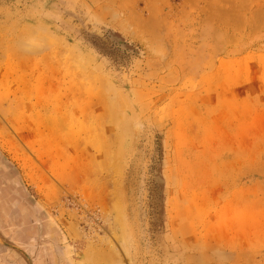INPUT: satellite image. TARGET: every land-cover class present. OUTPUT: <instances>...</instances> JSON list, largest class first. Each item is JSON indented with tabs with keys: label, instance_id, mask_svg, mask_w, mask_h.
Masks as SVG:
<instances>
[{
	"label": "rangeland",
	"instance_id": "rangeland-1",
	"mask_svg": "<svg viewBox=\"0 0 264 264\" xmlns=\"http://www.w3.org/2000/svg\"><path fill=\"white\" fill-rule=\"evenodd\" d=\"M0 155L57 264H264V0H0Z\"/></svg>",
	"mask_w": 264,
	"mask_h": 264
},
{
	"label": "flooded vegetation",
	"instance_id": "flooded-vegetation-1",
	"mask_svg": "<svg viewBox=\"0 0 264 264\" xmlns=\"http://www.w3.org/2000/svg\"><path fill=\"white\" fill-rule=\"evenodd\" d=\"M0 248L4 249L0 260L6 264H57L65 255L59 230L33 203L1 155Z\"/></svg>",
	"mask_w": 264,
	"mask_h": 264
}]
</instances>
